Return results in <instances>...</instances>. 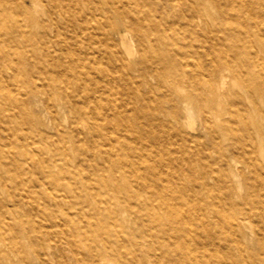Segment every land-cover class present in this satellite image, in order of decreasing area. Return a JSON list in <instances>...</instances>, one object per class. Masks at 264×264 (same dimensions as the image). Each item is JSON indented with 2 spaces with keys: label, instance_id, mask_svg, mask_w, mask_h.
<instances>
[{
  "label": "bare ground",
  "instance_id": "obj_1",
  "mask_svg": "<svg viewBox=\"0 0 264 264\" xmlns=\"http://www.w3.org/2000/svg\"><path fill=\"white\" fill-rule=\"evenodd\" d=\"M29 1L33 5L36 3V0ZM108 1L110 10L98 9L96 16L105 25L96 27L99 33L107 34L110 41L101 45L102 50H95L88 43L72 46L58 34V29L52 33V22L34 18L24 0H0V111L7 109L3 101L7 98L24 109L43 95L52 97L60 93L77 118L74 129L80 132L83 141L97 145L90 169L84 170L68 163L67 155L53 149L48 140L40 152L49 153V156L35 152L34 139L21 140L18 135L0 137V264H108L109 245L125 246L121 236L134 242L137 250L147 249L148 246H143L138 239L150 228L147 220L157 219L153 233L158 237H188L189 232L179 228L177 220L188 223L190 214L186 205L189 201H196L200 218L211 211H219L217 201L212 200L209 208L201 203L196 195L197 183L185 182L187 174L193 171L191 163L201 170H210L208 158L216 152L218 156L214 159H220L218 138L228 132L242 138V132L251 134L256 139L258 151L264 154V0ZM49 2L51 5L62 2L67 11H71L72 18L68 20L73 24L77 21L80 25L74 12L93 15L94 11L91 3L86 11L83 10L79 0ZM107 13L112 20L104 17ZM110 30L118 33L127 49L126 56L113 44ZM127 32H131L136 42L135 52L127 43ZM196 39L210 44L221 42L225 47L217 53L205 46L199 49L194 44ZM200 56H204V61L196 59ZM111 70L136 90L127 100L131 107L133 98H145L142 87L157 88V84L153 86L148 79L163 83L165 95L175 97L176 101L170 110H165L161 102L147 108L148 115L154 119V114L165 117L180 107L184 118H192L193 103L199 104L201 128L208 133V144L197 142L201 140L200 134L183 133L167 120L163 123L172 131L168 136L181 137L175 147L163 153L159 148L146 151L139 145L132 146L127 140L128 129L116 133L121 119L109 121L103 115L106 109L116 110L114 100L109 99L108 108L99 101L89 100L92 95L89 83L108 80L107 88H118L109 74ZM228 72L242 80L240 90L225 88ZM81 96L82 99H75ZM94 113H101V119ZM19 116L29 122L28 116ZM84 116L89 120L81 119ZM171 116L179 121L175 113ZM212 123H216L217 130H213ZM24 133L22 130L21 134ZM8 143L14 150L6 147ZM104 145L108 146L101 150ZM19 147L26 149L29 159L40 162L41 176L29 173L27 164L17 158L15 151ZM128 149L133 154L129 155ZM81 150L82 147L79 154ZM173 159L178 161L173 164ZM107 168L117 170V176L111 177ZM12 170L27 174L15 178ZM229 171L232 172L230 168ZM127 172L133 173L128 179L129 185L119 182L127 177ZM153 180H156L154 187L159 190L156 196L153 193L159 198L155 205L162 211L135 197L133 206L144 209L138 215L143 223L129 231L124 220L125 211L132 204L114 205L110 194L116 190L127 196L129 189L147 187ZM26 192L32 193L27 197L31 205L36 193L49 194L48 200L38 208L49 210L51 224L27 227L21 210L26 203ZM53 209L57 213H51ZM246 214L230 212L226 215V229L220 234L229 241L228 249L233 245L240 251L239 261H217L215 264H264V214H256V240L247 237L243 241L239 236L241 229L250 227L253 231ZM44 233L54 235L56 241L66 240L72 252H60L54 263L41 252H26V247L36 251ZM242 237H246L245 232ZM21 238L26 241L22 242ZM83 249L89 252L87 259L82 257ZM247 249L261 252H242ZM28 253H32L34 263L29 262ZM183 260L186 264H200L196 257L183 255ZM138 264L146 263L139 259Z\"/></svg>",
  "mask_w": 264,
  "mask_h": 264
},
{
  "label": "rangeland",
  "instance_id": "obj_2",
  "mask_svg": "<svg viewBox=\"0 0 264 264\" xmlns=\"http://www.w3.org/2000/svg\"><path fill=\"white\" fill-rule=\"evenodd\" d=\"M24 2L30 7L34 18L40 19L41 21L48 20L52 22V33H56L58 29V34H60L63 39H66V41L70 42L74 47L79 44L88 43L90 47H94L95 50H102L103 48L101 45L110 41L108 35L102 32L99 33L100 29L96 27L99 26L103 28L105 25L101 23L96 16H98L97 14L99 13L98 9L110 10L111 7H109L110 3L108 0H79V5L83 10L86 11L90 3L94 8V11H92L93 15H89L88 12H85V15L74 12V17L77 18L80 25L77 24V21L73 24L69 21L70 19L68 20V18H72V15H69L71 11H67L62 2L56 5H51L49 0H36L35 5L31 4L32 2L29 0H24ZM48 13L50 15H48ZM104 17L112 20V16H109L108 13L104 14ZM125 19H128V17H125ZM90 25H92V27H89ZM110 32V37L113 38V44H115L119 50L124 53L123 55L126 56L125 53H127V49L121 43L118 33L114 30H110ZM125 38L135 52L136 42L131 32H127ZM194 44L199 49L205 46L216 53L220 52L225 47L221 42L210 44L209 42L203 43L199 39L194 40ZM196 59L202 61L204 56L197 57ZM109 74L118 84V88L115 90L107 88L106 83L109 82L108 80H106V82L89 83L88 89L92 94L89 100L90 102L99 101V103L106 108H108L107 102L109 99L111 100L112 98L114 100L117 105L116 110L106 109L107 111L103 115L109 121L117 120V118L121 119L120 128L118 126L116 127V133L120 134L122 129H128L129 131H126L127 140L132 146L139 145L140 148L146 151H153L155 148H159L163 153H166L169 148L175 147V142H181V137L174 138L173 136H168V134L171 135L172 131L164 124L167 120H170L173 126L183 133L191 136L200 134L201 140L197 142L203 143L201 145L208 144V133L201 128L202 116L199 109L200 107L198 106L199 104L195 105L193 103L194 113L192 118H184L185 113L180 107L176 112L171 111V114L165 117L160 114H154V119L151 115H148L147 108H151L153 104L161 102L165 110H170L176 101L175 97L165 95L166 91L163 83H156L154 79H148V82L153 84V86L157 84V88L148 89L147 87H142V94L145 95V98H133L131 107L127 105V100L131 96H134L136 90L131 85H127L124 80L118 76L117 72L111 70ZM96 84L98 86H96ZM73 85H75L74 82ZM224 85L225 88L236 91L240 90L243 82L240 78L234 77L233 73L228 72ZM82 97L83 96H81V98L75 97V99L80 100ZM3 101L8 107L0 111V137H13L18 135L21 140L34 139L33 144H35V152L42 153V155L47 154L49 156V153L40 152L45 142L48 140L53 149L63 151L62 153L67 155L68 163L79 166L84 170L90 169V163L93 161L94 149H97V145L83 141L80 132L74 129V121H76L77 118L75 113L66 106L65 96H62L60 93L52 97L43 95L39 101H33L29 106L26 105L24 109H21L8 98ZM0 105H2V102ZM174 113L179 117V121L171 116ZM19 115L22 117L28 116L29 122L24 121ZM95 115L101 119V113H94V116ZM84 117L85 118L81 119L89 120L87 116ZM212 128L213 130H217L216 123H212ZM22 130L25 132L23 135L21 134ZM59 132H62L63 135H60ZM242 133H244V138L236 135L234 136L232 132L220 136V138H218L221 147L219 152L220 159L216 161L214 158L218 156V153L212 152L211 157L208 158L210 159V170H201L197 165L191 163L193 171L187 174L188 178L185 180L189 185L193 182L197 183L199 191L196 195L201 203L209 208L212 200L217 201V209L219 211H211L209 214L204 215L203 218H200L198 213L199 209L195 203L196 201H189L186 205L187 211L190 214L188 223L182 222L180 219L177 220L178 227L189 232L188 237H158L153 233V227H155L157 219L147 220L146 224H149L150 228L145 229L143 233L144 236L138 238L143 246H148L147 249L137 250L134 247V242H129L125 237L121 236V238L124 239L125 246L117 247L110 244L108 247L109 252H107L109 256H107L106 262L108 264H138L139 259H143L146 264H186L183 260V255L196 257L199 259L200 264H215L217 261L223 263H227L228 261L238 262V252L240 251L233 245L228 249L227 246L229 241L220 237L221 232L226 229V215L230 212H235V214H246L247 212L246 215L249 216V223H247L252 227L253 231L250 230V227H243L241 230L242 233H246V237H242V233H239V236L243 241H246L247 237L248 239L251 237V241H255L256 237H258L256 231V225L258 224L256 214H264V154L258 151L256 139L251 137V134L246 132ZM114 142L117 143L116 141ZM189 143L192 142L190 141ZM106 146L108 145H104L102 148L100 147L101 150ZM6 147L10 148V150H14L12 144L8 143ZM81 147L82 150L79 154V148ZM25 150L19 147V149L15 151V153L18 154L17 158L27 164L29 173L38 177L41 176L39 169L40 162L36 159H29ZM127 153L130 155L133 154V151L128 149ZM99 160H102L100 155ZM176 161H178V159H173L171 163L174 164ZM229 168L232 172L229 171ZM106 172L110 174L111 177H115L118 174V171L115 169L109 170L107 168ZM26 174L12 170V176L15 178L24 177ZM132 175V172H127V177L119 180V182L129 185L128 179ZM18 180L19 179H17V181ZM151 182L152 184L150 183V185L148 184L147 187L144 188L135 187L134 189H129L130 192L127 196L122 195L116 190H114L113 194H110V200L113 201L114 205L120 207L126 202L132 204V206L130 205L125 211L126 219L124 221L129 231H133L136 224L142 226L141 224L143 223L141 217L139 218L138 215L144 212V209L133 206V204H135V197L142 198L149 203V206L158 208L155 204L159 201V198L154 197L153 193L156 196L159 190L153 185V182L156 183V180ZM30 193L26 192V203H24L21 208L24 219H26L28 223L27 227L30 225H35L36 227L38 224H51V219L48 218L49 210L45 211V209L42 210L38 208L43 205V201L46 202L48 200L49 194L43 192L36 193L35 195L33 194L35 201L31 205V203L27 202V197H30ZM156 210L159 212L162 211L161 208ZM50 212L57 213L55 209ZM165 220L167 221V219ZM21 241L25 242L26 238H21ZM40 241L41 244L36 246V251H33V248L30 249L26 247V252H41L44 258H47L51 263L57 261L60 252H72L71 245L68 244L66 240L56 241L52 234L44 233ZM151 241L153 244H150V246L149 242ZM177 244L180 245L179 248L175 247ZM100 245H103V242L100 243ZM128 247L130 251L127 250ZM242 252L261 251L247 249ZM88 256L89 252L83 249L82 257L87 259ZM28 260L29 262H35L32 253H28Z\"/></svg>",
  "mask_w": 264,
  "mask_h": 264
}]
</instances>
